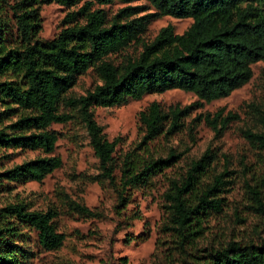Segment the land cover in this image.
<instances>
[{
  "label": "trees",
  "instance_id": "1",
  "mask_svg": "<svg viewBox=\"0 0 264 264\" xmlns=\"http://www.w3.org/2000/svg\"><path fill=\"white\" fill-rule=\"evenodd\" d=\"M52 1L74 4L80 0H19L13 6L16 34L0 11V146L41 149L46 153L0 171V178L9 181H42L62 165V157L51 154L58 135L50 125L73 117L60 109L63 99L79 108L103 173L114 183L117 138L111 140L106 136L95 118L94 105L111 106L171 88L191 90L198 100L211 101L248 82L253 75L252 63L264 59V0H151L158 14L192 17L193 22L182 33L176 32L171 23L161 27L138 56L129 57L122 65L107 56L138 39L151 21L152 13L135 16L141 6L127 5L108 23L104 8H94L93 4L111 0H84L78 9L67 13L66 26L57 35L43 38L39 36L40 5ZM94 65L102 82L86 94L65 97L77 76ZM189 107L177 105L166 112L159 101H152L140 112L145 138L177 130ZM219 115L220 112L211 118L207 114V121L217 126ZM5 120L9 122L4 124ZM167 121L170 124L166 128ZM227 122L228 117H223L222 127ZM244 132L264 147V131ZM131 152L123 163V188L146 182L174 157L170 154L143 162L137 161ZM210 161L207 150L192 161L185 180L175 183L166 193L170 202V227L181 242H189L199 232L201 212L209 208L220 211L223 207V198L213 197L224 183L222 173L203 191L196 192L195 201L188 195L198 174L207 169ZM255 194L264 207L257 188ZM125 198L123 195L122 199ZM76 204L81 211L92 212L86 205ZM57 214L53 207L29 209L22 202L3 206L0 264L23 262L22 249L12 248V242L5 241L6 237L14 238L19 225L36 229L42 246L48 249L61 246L65 234L57 228ZM200 264H264V242L229 240L226 245L209 251L207 259Z\"/></svg>",
  "mask_w": 264,
  "mask_h": 264
},
{
  "label": "rangeland",
  "instance_id": "2",
  "mask_svg": "<svg viewBox=\"0 0 264 264\" xmlns=\"http://www.w3.org/2000/svg\"><path fill=\"white\" fill-rule=\"evenodd\" d=\"M18 1H0L2 16L15 34L13 6ZM83 2L42 3L39 36L57 35L66 26L67 13L78 9ZM127 5L141 6L135 16L153 15L138 39L107 56L118 65L129 57L138 56L161 27L171 23L176 32L182 33L193 22L192 17L158 14L151 0L96 1L93 7L104 8L110 23ZM252 69L248 82L229 95L211 101L198 100L191 90L171 88L128 98L111 106L94 105L95 118L106 136L111 140L117 138L114 183L103 173L79 108L63 99L60 109L72 113L73 117L50 125L58 135L51 154L60 155L62 165L42 181L0 178V209L15 202H22L29 209L53 207L58 211L57 228L65 234L61 246L48 249L40 244L36 229L19 225L14 238L6 237L5 241L12 242V248L22 249L21 264H200L207 259L209 251L226 245L229 240L264 242V207L255 194L257 188L264 200V147L244 132L247 129L264 131V59L253 62ZM101 82L96 65L91 66L77 76L65 97L86 94ZM154 100L159 101L166 112L177 105L190 107L182 115L177 130L145 138L146 128L140 120V112ZM218 112L217 126H214L206 115L212 118ZM226 116L227 125L222 127L221 119ZM8 122L5 120L4 124ZM169 124L167 121L166 128ZM207 150L211 161L207 169L198 174L188 195L195 201L196 192L203 191L222 173L224 183L213 197H222L223 207L220 211L209 208L201 212L199 232L189 242H181L170 227V202L166 193L175 183L185 180L192 161ZM128 152L143 162L170 154L174 157L146 182L123 188L121 175ZM45 154L41 149L0 146V171ZM76 203L86 205L92 212L81 211Z\"/></svg>",
  "mask_w": 264,
  "mask_h": 264
}]
</instances>
